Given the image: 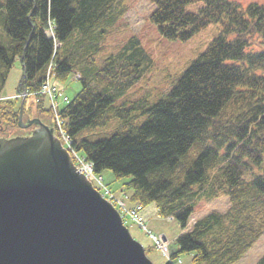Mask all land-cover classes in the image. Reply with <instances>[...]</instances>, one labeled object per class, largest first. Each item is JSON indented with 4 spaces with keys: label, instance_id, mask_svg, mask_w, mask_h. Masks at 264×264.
<instances>
[{
    "label": "trees",
    "instance_id": "obj_1",
    "mask_svg": "<svg viewBox=\"0 0 264 264\" xmlns=\"http://www.w3.org/2000/svg\"><path fill=\"white\" fill-rule=\"evenodd\" d=\"M148 1L151 21L167 39L187 41L211 23L221 30L157 102L115 105L140 80L148 58L136 36L100 56L130 0H0V122L17 126L23 98L24 115L36 108L52 122L48 98L38 94L49 63L57 81L79 73L82 88L60 115L96 173L131 178L114 190L129 195L130 205H155L157 215L184 229L200 199L229 200L225 211L207 213L180 234L163 264L184 255L192 257L188 264H235L264 234V0ZM192 3L202 5L186 11ZM17 57L18 97L4 99ZM112 118L121 127L111 136L92 140L85 133Z\"/></svg>",
    "mask_w": 264,
    "mask_h": 264
},
{
    "label": "water",
    "instance_id": "obj_2",
    "mask_svg": "<svg viewBox=\"0 0 264 264\" xmlns=\"http://www.w3.org/2000/svg\"><path fill=\"white\" fill-rule=\"evenodd\" d=\"M0 137V264H154L54 128Z\"/></svg>",
    "mask_w": 264,
    "mask_h": 264
},
{
    "label": "rangeland",
    "instance_id": "obj_3",
    "mask_svg": "<svg viewBox=\"0 0 264 264\" xmlns=\"http://www.w3.org/2000/svg\"><path fill=\"white\" fill-rule=\"evenodd\" d=\"M240 2L250 3L256 0H237ZM202 3H192L186 6V11L195 12ZM154 10V4L148 0H130L129 12L119 20L115 29L107 36L105 46L100 54L104 57L120 48V46L132 36H136L145 51L148 58L144 62L146 67L140 80L134 84L126 92L120 93L115 100V105H120L127 101L147 98L150 103L157 102L165 96L175 85L180 75L186 68L203 53L214 38L220 33V25L211 23L205 29L201 30L194 37L187 41L170 40L165 38L159 31L158 26L151 21V14ZM6 17V9L0 12V34L2 35L4 21ZM2 31V32H1ZM22 77V66L20 59L17 57L9 72L8 79L3 91V96H13L17 91V86ZM56 85L60 87L65 96L71 101L82 86L78 79L71 75L65 82L57 81ZM39 115L36 108L31 111L30 115H24V119L36 117ZM41 117V116H40ZM143 121L140 117L138 124ZM17 127V126H16ZM16 127H11V132ZM121 123L118 118H112L104 127L96 130L88 131V137L92 140L106 138L112 135ZM4 128H8L4 125ZM102 177L110 189L118 191L124 182L129 181L130 177L117 179L112 171L105 170ZM229 201L226 196H221L211 201L200 199L195 203V211L191 217V224L198 218L204 216L211 211H225L228 208ZM152 206L148 207L151 210ZM125 223L129 227L132 236L141 242L148 251V257L154 264H163L167 261V257L155 248V244L159 240L158 236L165 235L171 242L181 233L179 225L169 219L160 216L148 217L145 221L147 230L132 222L125 217ZM264 254V234L248 250V252L235 264H257ZM191 255L182 256V261L188 264Z\"/></svg>",
    "mask_w": 264,
    "mask_h": 264
},
{
    "label": "built area",
    "instance_id": "obj_4",
    "mask_svg": "<svg viewBox=\"0 0 264 264\" xmlns=\"http://www.w3.org/2000/svg\"><path fill=\"white\" fill-rule=\"evenodd\" d=\"M42 92L43 93H47L50 97V100L52 102L53 107L56 109L58 102H57V96H61V94L57 93V90L55 87H53L52 84V79H51V73L49 71L48 73V77L46 79V81L44 82L43 86H42ZM57 127H58V132L60 133L61 137L64 139V141L70 146L71 144V138L69 135H67L64 131V127H63V122L57 117V121H56ZM76 158H77V162L79 165V169L81 172L85 173L88 176L93 177L100 186H102V188H104L105 190V194L108 195L110 197V199L116 203L124 212L128 213L129 215L132 216V218L136 221H138L139 223H142V218L140 216V211L142 209V207L140 205L136 206L133 209H129L127 208L124 200L120 197H117L115 194L111 193L108 189H106L101 181V178H98L94 175L93 173V167L92 164L88 163L85 161V159L77 154ZM158 246L162 249L165 250L166 249V243L163 241V239L160 237L159 240L157 241Z\"/></svg>",
    "mask_w": 264,
    "mask_h": 264
},
{
    "label": "flooded vegetation",
    "instance_id": "obj_5",
    "mask_svg": "<svg viewBox=\"0 0 264 264\" xmlns=\"http://www.w3.org/2000/svg\"><path fill=\"white\" fill-rule=\"evenodd\" d=\"M1 125V124H0ZM30 129H26V130H21V131H19L18 133H21V134H24V133H28V131H29ZM13 132H11V134H12ZM8 134H10L9 132H7V130H6V128H4V127H2V126H0V136H2V135H8Z\"/></svg>",
    "mask_w": 264,
    "mask_h": 264
}]
</instances>
